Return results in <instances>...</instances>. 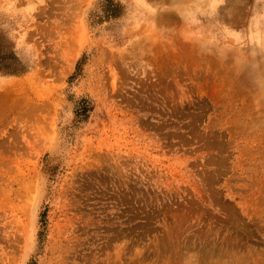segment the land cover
<instances>
[{
    "label": "rangeland",
    "instance_id": "1",
    "mask_svg": "<svg viewBox=\"0 0 264 264\" xmlns=\"http://www.w3.org/2000/svg\"><path fill=\"white\" fill-rule=\"evenodd\" d=\"M151 4L17 0L0 264H264V94L176 0Z\"/></svg>",
    "mask_w": 264,
    "mask_h": 264
},
{
    "label": "clouds",
    "instance_id": "2",
    "mask_svg": "<svg viewBox=\"0 0 264 264\" xmlns=\"http://www.w3.org/2000/svg\"><path fill=\"white\" fill-rule=\"evenodd\" d=\"M140 2L152 7L151 0H127L133 12ZM176 5L188 13L184 30L200 33L193 37L200 51L219 54L223 50L233 58L254 91L264 94V0H176ZM166 6L172 7L171 0ZM239 8L245 10L246 16L237 28L231 21ZM24 19L17 0H0V32H18ZM180 19L183 23L184 17ZM218 24L226 25L232 35L225 37Z\"/></svg>",
    "mask_w": 264,
    "mask_h": 264
},
{
    "label": "trees",
    "instance_id": "3",
    "mask_svg": "<svg viewBox=\"0 0 264 264\" xmlns=\"http://www.w3.org/2000/svg\"><path fill=\"white\" fill-rule=\"evenodd\" d=\"M0 64H2V63H0ZM2 70V68L0 67V71ZM6 72H10V73H16V72H18L17 70H15V69H8V71H6Z\"/></svg>",
    "mask_w": 264,
    "mask_h": 264
}]
</instances>
